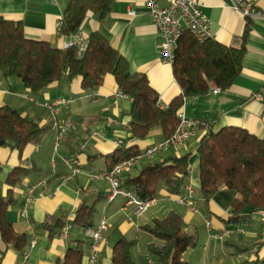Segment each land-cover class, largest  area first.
Wrapping results in <instances>:
<instances>
[{"label":"crops","instance_id":"crops-1","mask_svg":"<svg viewBox=\"0 0 264 264\" xmlns=\"http://www.w3.org/2000/svg\"><path fill=\"white\" fill-rule=\"evenodd\" d=\"M70 1L0 0V16L21 20L27 38L47 41L59 48H66L78 36L89 39L93 32L99 31L129 61L133 72L147 76L160 96L161 107H167L182 93L172 65L160 60L157 48L160 37L146 0H115L106 17L88 12L82 26L74 34L64 36L57 23ZM198 1L209 19L212 38L225 46L239 48L245 44L246 53L243 69L230 88L214 93L215 86H212L204 95L186 98L182 109L188 118L207 122L214 131L241 127L263 139L264 101H253L250 97L264 83V16L243 17L233 8L231 0ZM247 1L264 13V0ZM119 91L114 77L108 75L102 85L89 91L82 88L81 78H76L71 82L66 79L55 82L35 94L20 78L6 77L0 72V106L8 105L41 127H50L46 137L38 144L27 146L22 156L12 142L0 147V201L15 199L7 216L15 229L29 238L26 248L29 257L25 259L23 251L6 244L0 235V264H58L57 260L78 241L83 242V264H90L93 240L88 232L98 228L103 219L109 229L104 232L106 240L100 245L97 264H112L113 246L121 235L136 241L131 249L135 264H163L148 252V245L158 239L145 226L172 211L183 218L185 231L198 235L197 245L183 254V259L190 264H264V210L251 214L245 224L230 225L226 218L238 192L224 188L208 202L202 197L198 148L207 128L183 146L147 156L148 148L165 141L164 132L155 126L147 137L134 138L130 126L132 99L119 95ZM21 94H29L34 101ZM71 97L75 100L62 105L57 113L44 106L45 101ZM68 119L73 125L57 146L58 128ZM119 139L124 145L116 144ZM123 146L136 147L143 154L122 177L138 175L147 163L190 154L189 181L194 189L191 203L195 210L181 203V196L163 187L158 191L157 204L140 216L135 215L125 197L109 200L111 185L101 174L110 170L114 159L109 155ZM66 159H76L81 172L74 175ZM20 165L33 171L10 194L6 179ZM33 185L32 200L27 203L28 191ZM82 203L95 208L92 228L85 229L74 219L69 220L70 213L76 214ZM24 208L29 212L30 221L22 214ZM53 218H61L65 224L71 221L67 235L49 236L43 225ZM207 221L212 222L211 227ZM225 228L233 229L231 235L222 240L216 238L215 234Z\"/></svg>","mask_w":264,"mask_h":264},{"label":"trees","instance_id":"trees-1","mask_svg":"<svg viewBox=\"0 0 264 264\" xmlns=\"http://www.w3.org/2000/svg\"><path fill=\"white\" fill-rule=\"evenodd\" d=\"M115 0H71L62 18L61 34L70 36L84 23L88 12L106 17ZM246 28L243 39H246ZM245 44L236 48L225 46L210 38L197 40L184 32L179 40L176 59L172 65L182 93L165 108L160 96L143 73L133 72L129 61L99 31L88 39V47L80 55L77 46L59 48L47 41L29 39L21 20L0 16V72L6 77L20 78L35 94L49 85L64 79L69 82L81 78L82 88L92 90L112 75L119 90L132 99L130 116L134 138L147 137L153 127L160 126L167 138L178 124V115L185 99L209 92L212 86L223 90L231 87L243 69ZM50 127H41L35 120L23 116L8 105L0 106V147L13 143V148L23 154L30 144L40 143ZM136 147H120L110 154L114 160L110 169L121 161L140 157ZM199 178L202 197L209 201L220 189L238 192L226 222L230 225L245 224L251 214L264 210V138L241 127H224L214 131L211 127L202 135L198 148ZM190 154L172 156L159 163H147L135 176L121 177V185L135 192L143 200L157 197L160 188L182 196L190 183ZM33 169L24 166L13 168L6 179L10 194L25 175ZM15 199L0 201V235L2 240L19 251L26 250L29 238L18 232L7 213ZM94 206L82 203L74 218L85 229L93 227ZM65 221L53 218L44 223L51 238L63 234ZM158 242L148 245V252L163 264H190L183 259L184 252L195 247L198 235L185 231L184 221L177 212H170L162 219H155L145 226ZM135 240L121 235L113 246L112 264H135L131 249ZM83 242L70 246L58 264H83Z\"/></svg>","mask_w":264,"mask_h":264},{"label":"built area","instance_id":"built-area-1","mask_svg":"<svg viewBox=\"0 0 264 264\" xmlns=\"http://www.w3.org/2000/svg\"><path fill=\"white\" fill-rule=\"evenodd\" d=\"M231 1L233 8L243 17L248 18L264 16V13L261 9L254 6L247 0ZM146 7L157 27L160 37L157 45L158 54L160 60L165 64L173 65L177 55L179 40L184 32H190L199 41H206L212 38L209 19L198 0H165L164 2H162L161 0H146ZM129 13L131 15H136L135 11H130ZM57 27L59 31H61L62 20L57 23ZM69 46H77L79 48L80 55H83L88 47V39H84L82 36H78L76 40H71L67 43L66 47ZM212 91L214 93H219L222 91V89L218 86H215ZM21 95L34 101V99L29 94ZM119 95L125 94L119 91ZM250 99L253 101H264V83L259 91L251 95ZM74 100L75 97H71L68 99L56 98L52 101H45L44 106L51 109L54 113H57L62 105H67ZM178 118L179 124L172 136L165 139V141L161 144L148 148L145 152V155L152 156L154 153L160 150L183 146L187 144L193 136L197 135L200 130H202L203 128H207L208 130V128L210 127L207 122L188 118L183 109L180 111ZM72 125L73 122L68 119L59 126L56 144L57 146L59 145L63 137L68 133V130ZM115 142L118 146L124 145V142L121 139ZM139 158L140 157L118 162L113 166L112 169L101 174V176L108 180L111 185L109 200H113L117 196L125 197L127 199V203L133 206L134 213L137 216L142 215L158 202L157 197L146 200L140 199L134 191L128 190L121 185L122 175L129 171ZM66 162L71 168L74 175L81 172V169L77 165L76 159H66ZM34 188L35 185L29 188L28 196L26 198L27 203L31 202L32 200L30 194L32 193ZM193 199L194 189L189 183L187 184L185 193L181 196L180 201L183 204H187L190 209L195 210L194 204L191 203ZM22 214L28 221H30V215L26 208L23 209ZM75 216L76 214L74 212H71L69 215V220H73ZM207 226L211 227L212 222L207 221ZM70 227L71 221H67L63 229V233L65 235H67ZM108 229L109 225L106 219H103L100 222L98 228L89 229L88 233L93 240V243L91 245L90 264H97V254L99 252L101 243L106 240L104 232ZM232 232L233 229L225 228L215 234V236L216 238L222 240L225 237L231 235ZM23 255L25 259H28L29 252L27 250H24Z\"/></svg>","mask_w":264,"mask_h":264},{"label":"rangeland","instance_id":"rangeland-1","mask_svg":"<svg viewBox=\"0 0 264 264\" xmlns=\"http://www.w3.org/2000/svg\"><path fill=\"white\" fill-rule=\"evenodd\" d=\"M164 150H167V149H164ZM151 209V208H150Z\"/></svg>","mask_w":264,"mask_h":264}]
</instances>
